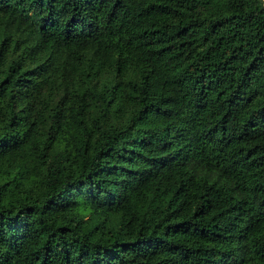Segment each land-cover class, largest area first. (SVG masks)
<instances>
[{
	"label": "trees",
	"instance_id": "trees-1",
	"mask_svg": "<svg viewBox=\"0 0 264 264\" xmlns=\"http://www.w3.org/2000/svg\"><path fill=\"white\" fill-rule=\"evenodd\" d=\"M0 264H264V0H0Z\"/></svg>",
	"mask_w": 264,
	"mask_h": 264
}]
</instances>
